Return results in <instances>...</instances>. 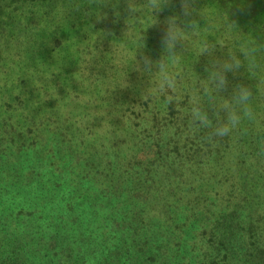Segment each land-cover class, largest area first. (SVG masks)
<instances>
[{
  "label": "rangeland",
  "instance_id": "374dc122",
  "mask_svg": "<svg viewBox=\"0 0 264 264\" xmlns=\"http://www.w3.org/2000/svg\"><path fill=\"white\" fill-rule=\"evenodd\" d=\"M241 88L254 115L210 136ZM13 249L26 264H264V0H0Z\"/></svg>",
  "mask_w": 264,
  "mask_h": 264
},
{
  "label": "clouds",
  "instance_id": "9594fccd",
  "mask_svg": "<svg viewBox=\"0 0 264 264\" xmlns=\"http://www.w3.org/2000/svg\"><path fill=\"white\" fill-rule=\"evenodd\" d=\"M251 93L246 88L239 89L233 104L224 105L226 118L220 124L211 127L210 136L224 138L232 135L240 126L242 121L251 119L254 115L250 107ZM201 122L208 127L205 114H199Z\"/></svg>",
  "mask_w": 264,
  "mask_h": 264
},
{
  "label": "trees",
  "instance_id": "16d2710c",
  "mask_svg": "<svg viewBox=\"0 0 264 264\" xmlns=\"http://www.w3.org/2000/svg\"><path fill=\"white\" fill-rule=\"evenodd\" d=\"M113 258V255H110ZM0 264H26L24 255L21 249L11 250L7 252H0Z\"/></svg>",
  "mask_w": 264,
  "mask_h": 264
}]
</instances>
